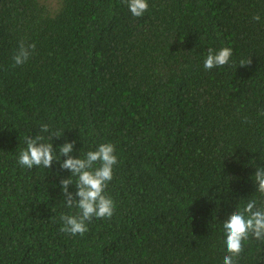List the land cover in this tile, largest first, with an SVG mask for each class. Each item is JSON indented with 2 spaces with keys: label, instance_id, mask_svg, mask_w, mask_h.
<instances>
[{
  "label": "trees",
  "instance_id": "trees-1",
  "mask_svg": "<svg viewBox=\"0 0 264 264\" xmlns=\"http://www.w3.org/2000/svg\"><path fill=\"white\" fill-rule=\"evenodd\" d=\"M148 4L134 17L125 0H0V264H223L224 220L264 202V0ZM22 40L35 52L14 67ZM222 47L230 66L206 70ZM43 124L73 157L116 147L114 214L83 236L60 231L78 212L61 192L66 157L18 163ZM235 259L264 264V241Z\"/></svg>",
  "mask_w": 264,
  "mask_h": 264
},
{
  "label": "clouds",
  "instance_id": "clouds-1",
  "mask_svg": "<svg viewBox=\"0 0 264 264\" xmlns=\"http://www.w3.org/2000/svg\"><path fill=\"white\" fill-rule=\"evenodd\" d=\"M131 15L141 17L149 8L148 0H125ZM253 20L259 21L260 16H253ZM34 43L21 41L13 55V66H22L35 52ZM204 68L211 70L217 67L230 66L233 55L231 47H222L219 50L209 48ZM251 58L240 59L239 67L250 66ZM264 115V112L261 113ZM42 133H48V141ZM61 137L58 131H51L48 124L41 125L39 134L34 138L25 137L26 148L21 150L18 163L22 167L32 169L43 166L50 168L53 161H60L61 168L68 170L71 175L60 180L61 192L64 202L69 208L75 207V214H62L60 219L63 225L62 233L83 236L88 231V224L92 219L111 218L115 211V202L106 194L108 184L113 179V169L118 163L116 147L112 143H101L95 150L87 151L83 157H73L75 142L65 141L57 151L53 147V138ZM59 153V158L57 156ZM75 178V182L73 180ZM254 179L256 190L264 195V167H257ZM75 185L76 191H69L70 185ZM225 244L228 255L223 258V264H237L238 257L244 250V242L251 236L256 240L264 241V202L260 204L252 199L243 208H237L223 222Z\"/></svg>",
  "mask_w": 264,
  "mask_h": 264
},
{
  "label": "rangeland",
  "instance_id": "rangeland-1",
  "mask_svg": "<svg viewBox=\"0 0 264 264\" xmlns=\"http://www.w3.org/2000/svg\"><path fill=\"white\" fill-rule=\"evenodd\" d=\"M46 1H48V2L52 3V2H54L55 0H46Z\"/></svg>",
  "mask_w": 264,
  "mask_h": 264
}]
</instances>
